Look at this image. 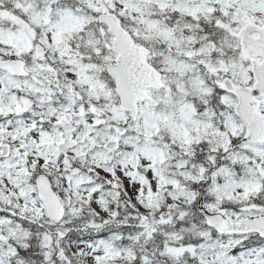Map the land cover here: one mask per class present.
Listing matches in <instances>:
<instances>
[{"label":"snow or ice","instance_id":"6c2138e0","mask_svg":"<svg viewBox=\"0 0 264 264\" xmlns=\"http://www.w3.org/2000/svg\"><path fill=\"white\" fill-rule=\"evenodd\" d=\"M0 264H264V0H0Z\"/></svg>","mask_w":264,"mask_h":264}]
</instances>
